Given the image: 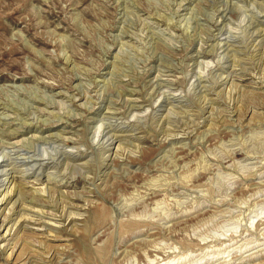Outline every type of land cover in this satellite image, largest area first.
Segmentation results:
<instances>
[{
  "label": "rangeland",
  "instance_id": "1",
  "mask_svg": "<svg viewBox=\"0 0 264 264\" xmlns=\"http://www.w3.org/2000/svg\"><path fill=\"white\" fill-rule=\"evenodd\" d=\"M0 144V264H264V0H0Z\"/></svg>",
  "mask_w": 264,
  "mask_h": 264
},
{
  "label": "bare ground",
  "instance_id": "2",
  "mask_svg": "<svg viewBox=\"0 0 264 264\" xmlns=\"http://www.w3.org/2000/svg\"><path fill=\"white\" fill-rule=\"evenodd\" d=\"M181 9V8H180ZM183 10V9H182ZM203 53V52H202ZM3 109V108H2ZM59 120V119H58ZM60 122V124H64V125H66V123H63L62 121H59ZM56 127V126H55ZM66 133V132H65ZM18 134H19V131H17V130H12V131H10V132H8V135H9V137L11 138V139H13V138H17V136H18ZM51 136V135H50ZM53 136V135H52ZM57 135H55V137H56ZM37 138V137H36ZM114 138V137H113ZM116 138H117V136H116ZM114 140H117V139H114ZM20 141V140H19ZM19 141H16V142H14V143H12L13 145L14 144H16L17 146H18V143H19ZM108 141V140H107ZM106 141V142H107ZM3 142V141H2ZM113 142V141H112ZM21 144V143H20ZM19 144V145H20ZM111 145H112V143H111ZM0 146L1 147H4L2 144H0ZM2 149V148H1ZM110 149V148H109ZM116 149H117V147H116ZM4 157V156H3ZM41 160V159H40ZM37 161V160H36ZM39 161V160H38ZM0 162H2L3 163V161L1 160ZM34 165V164H33ZM32 165V166H33ZM43 165V164H42ZM35 166V165H34ZM4 172V171H3ZM2 173V172H1ZM5 181V180H4ZM51 182V181H50ZM62 182V181H61ZM11 183V182H10ZM60 184H62V183H60ZM63 184H66V182L65 183H63ZM13 187H14V184H13ZM12 187V188H13ZM7 189V188H6ZM17 192V191H16ZM43 193V192H42ZM44 193H45V191H44ZM9 194H10V192H9ZM17 194V193H16ZM41 196H43V194H40ZM8 196V195H7ZM77 198V197H76ZM2 199V198H1ZM10 199V198H9ZM7 202V201H6ZM33 202V201H32ZM25 219V218H24ZM25 220H27V219H25ZM1 222V221H0ZM4 225V224H3ZM49 225V224H48Z\"/></svg>",
  "mask_w": 264,
  "mask_h": 264
}]
</instances>
